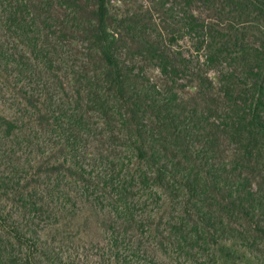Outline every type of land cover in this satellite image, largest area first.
I'll return each instance as SVG.
<instances>
[{
	"label": "trees",
	"instance_id": "1",
	"mask_svg": "<svg viewBox=\"0 0 264 264\" xmlns=\"http://www.w3.org/2000/svg\"><path fill=\"white\" fill-rule=\"evenodd\" d=\"M122 4L0 0V264H264V0Z\"/></svg>",
	"mask_w": 264,
	"mask_h": 264
},
{
	"label": "rangeland",
	"instance_id": "2",
	"mask_svg": "<svg viewBox=\"0 0 264 264\" xmlns=\"http://www.w3.org/2000/svg\"><path fill=\"white\" fill-rule=\"evenodd\" d=\"M138 8V0H123V4L121 5V10H133ZM90 226L86 227L84 222L82 223V229H86L89 232H93L96 227V223L94 220H89Z\"/></svg>",
	"mask_w": 264,
	"mask_h": 264
}]
</instances>
